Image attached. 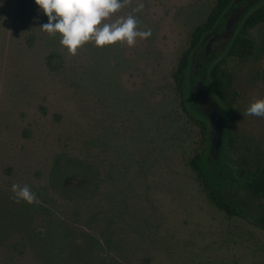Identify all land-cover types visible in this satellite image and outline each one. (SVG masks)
<instances>
[{
  "label": "rangeland",
  "instance_id": "374dc122",
  "mask_svg": "<svg viewBox=\"0 0 264 264\" xmlns=\"http://www.w3.org/2000/svg\"><path fill=\"white\" fill-rule=\"evenodd\" d=\"M142 2L148 38L75 54L40 27L34 0L0 3V264H264V229L214 205L189 165L200 133L172 77L215 0ZM248 36L244 58L218 39L223 132L208 154L227 197H245L230 167L264 161V117L245 114L264 98V21ZM12 184L36 200L17 203Z\"/></svg>",
  "mask_w": 264,
  "mask_h": 264
},
{
  "label": "trees",
  "instance_id": "16d2710c",
  "mask_svg": "<svg viewBox=\"0 0 264 264\" xmlns=\"http://www.w3.org/2000/svg\"><path fill=\"white\" fill-rule=\"evenodd\" d=\"M263 21L264 0H215L204 21L193 29L189 46L172 72L176 90L185 94L189 105V109L184 105L182 108L199 128L200 149L190 158L189 165L202 189L214 205L226 214L250 217L262 229L264 161L259 156L250 160L244 156L242 162L235 165L234 169L230 167L232 182L243 189L245 197L240 198L236 193H230L227 197L224 190L214 186L210 180L220 177L222 164L219 154H208L211 148H216L213 138L210 141L208 137L213 130L211 123L209 127L205 120L210 122L209 113L213 106L220 109L216 96L222 99L225 88L222 60L217 59L220 52L217 50L219 36L224 38L228 55L244 58L253 50L252 40L248 36L249 30ZM204 87L208 90L209 98L206 97V92L201 91ZM191 110L196 112L200 119L193 116ZM253 203L256 204L254 207Z\"/></svg>",
  "mask_w": 264,
  "mask_h": 264
},
{
  "label": "clouds",
  "instance_id": "9594fccd",
  "mask_svg": "<svg viewBox=\"0 0 264 264\" xmlns=\"http://www.w3.org/2000/svg\"><path fill=\"white\" fill-rule=\"evenodd\" d=\"M38 10L46 17L47 22L40 27L49 34H59V43L70 54L85 43H94L103 47L125 43L134 46L137 38L146 39L151 35V29L140 30L138 18L134 13L140 12L144 4L138 0L136 7L127 16H119L109 20L117 13L127 0H34ZM2 3V0H0ZM245 114L264 117V98L255 99L245 110ZM13 198L29 204L36 200V195L25 184L11 185Z\"/></svg>",
  "mask_w": 264,
  "mask_h": 264
},
{
  "label": "water",
  "instance_id": "95a60500",
  "mask_svg": "<svg viewBox=\"0 0 264 264\" xmlns=\"http://www.w3.org/2000/svg\"><path fill=\"white\" fill-rule=\"evenodd\" d=\"M209 119L212 129L214 130V136H213L214 147L218 149L219 141L222 137V132H223V115L221 110L218 107L213 106L209 113Z\"/></svg>",
  "mask_w": 264,
  "mask_h": 264
},
{
  "label": "flooded vegetation",
  "instance_id": "af4514ba",
  "mask_svg": "<svg viewBox=\"0 0 264 264\" xmlns=\"http://www.w3.org/2000/svg\"><path fill=\"white\" fill-rule=\"evenodd\" d=\"M213 138V135L211 136ZM214 139V138H213Z\"/></svg>",
  "mask_w": 264,
  "mask_h": 264
}]
</instances>
